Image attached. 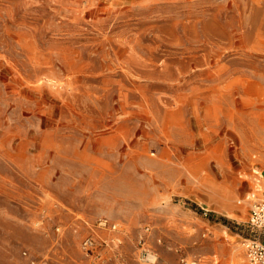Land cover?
<instances>
[{
  "label": "rangeland",
  "instance_id": "374dc122",
  "mask_svg": "<svg viewBox=\"0 0 264 264\" xmlns=\"http://www.w3.org/2000/svg\"><path fill=\"white\" fill-rule=\"evenodd\" d=\"M252 192L264 0H0V264H250Z\"/></svg>",
  "mask_w": 264,
  "mask_h": 264
},
{
  "label": "built area",
  "instance_id": "2783aa9c",
  "mask_svg": "<svg viewBox=\"0 0 264 264\" xmlns=\"http://www.w3.org/2000/svg\"><path fill=\"white\" fill-rule=\"evenodd\" d=\"M246 200L251 209L250 226L264 231V199L252 192ZM94 244L93 239H87L84 243L86 249H92ZM244 246L250 264H264V239H248Z\"/></svg>",
  "mask_w": 264,
  "mask_h": 264
}]
</instances>
